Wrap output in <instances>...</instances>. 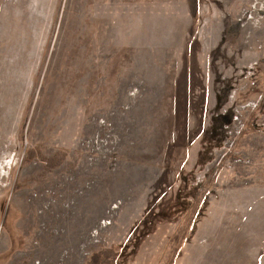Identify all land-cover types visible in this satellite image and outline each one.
<instances>
[{"label":"rangeland","instance_id":"1","mask_svg":"<svg viewBox=\"0 0 264 264\" xmlns=\"http://www.w3.org/2000/svg\"><path fill=\"white\" fill-rule=\"evenodd\" d=\"M0 264H264V0H0Z\"/></svg>","mask_w":264,"mask_h":264},{"label":"built area","instance_id":"2","mask_svg":"<svg viewBox=\"0 0 264 264\" xmlns=\"http://www.w3.org/2000/svg\"><path fill=\"white\" fill-rule=\"evenodd\" d=\"M115 141H116V138H115V136H114V143H115ZM100 143H102V141L101 140H94V142H93V144L98 148L99 146H100ZM105 144H107V141L105 142Z\"/></svg>","mask_w":264,"mask_h":264}]
</instances>
